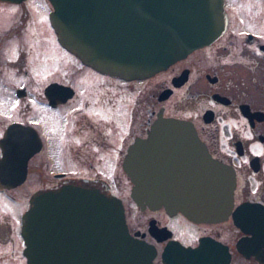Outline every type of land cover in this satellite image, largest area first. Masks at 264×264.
<instances>
[{
  "label": "flooded vegetation",
  "instance_id": "flooded-vegetation-1",
  "mask_svg": "<svg viewBox=\"0 0 264 264\" xmlns=\"http://www.w3.org/2000/svg\"><path fill=\"white\" fill-rule=\"evenodd\" d=\"M224 1L229 23L223 36L153 77L128 80L85 65L58 40L50 0H0V142L13 123L33 128L40 139L22 184L9 188L7 171L1 176L0 264H29L23 213L34 191L19 188L28 184L36 192L86 183L111 194L127 180L132 186L124 157L159 114L191 121L210 153L235 168L233 210L222 222H195L133 200L142 216L133 217L125 206L127 229L155 245L153 264H165L161 257L171 240L196 248L204 238L227 246L230 264H264V154L251 153L242 132L264 146V36L233 21ZM168 107L181 113L167 114ZM227 120L237 125L226 132L231 153L220 146L221 122ZM2 153L0 144V158ZM168 231V239L158 240Z\"/></svg>",
  "mask_w": 264,
  "mask_h": 264
},
{
  "label": "water",
  "instance_id": "water-1",
  "mask_svg": "<svg viewBox=\"0 0 264 264\" xmlns=\"http://www.w3.org/2000/svg\"><path fill=\"white\" fill-rule=\"evenodd\" d=\"M50 2L58 40L85 65L128 80L167 70L214 43L229 23L224 0ZM162 115L124 157L132 199L142 208H165L195 222L227 220L234 206L235 168L210 153L191 121ZM39 141L33 128L9 126L0 142V182L6 171L9 188L26 180L28 161L40 149ZM124 208L121 198L86 183L33 192L23 213L29 264H153L157 248L134 238ZM241 218L235 216L239 226ZM168 232L158 240L168 239ZM254 235L262 237L257 231ZM161 258L165 264L231 262L227 246L205 238L196 248L171 240Z\"/></svg>",
  "mask_w": 264,
  "mask_h": 264
},
{
  "label": "rangeland",
  "instance_id": "rangeland-1",
  "mask_svg": "<svg viewBox=\"0 0 264 264\" xmlns=\"http://www.w3.org/2000/svg\"><path fill=\"white\" fill-rule=\"evenodd\" d=\"M226 1H228L227 7L230 15L232 16L233 21L237 22V24L241 27L250 28L251 30H254L256 34H260L261 36H264V0H226ZM4 19H5V15L0 10V33H2V30L5 28L3 27ZM177 71L178 69H176V71H169V73L163 74L162 76L153 79L152 82L154 83L156 80L163 78L167 75L171 77L172 74H175ZM177 98H178L177 96L172 97V99H170L169 101V104L171 105L175 103ZM180 113L181 112L175 110V108L168 107L167 109V114L172 115V114H180ZM221 126L222 129L224 130L220 138L221 150L224 153H231L229 145L227 143L228 138L226 132L229 131V129L232 128L233 126H237V125L234 121L227 120L221 122ZM242 132H243V136L247 140L246 142L248 143L249 151L251 153L253 152V154L256 155H262V153L264 154V146L261 145L258 141H255L251 137V135H249L247 132H244V129ZM146 135L147 132L145 136ZM120 175L121 178L125 177L124 180H126V176H125L126 174L122 168L120 170ZM30 180H31V175H30ZM251 180L253 183L256 184L255 177H251ZM126 185L127 186L125 188L114 189L113 192L117 193L115 196L122 199L124 206H126V209H129L132 212L133 217H141L142 216L141 212L139 211V209L136 208L137 206L134 204L133 199L131 197L132 186H130L128 180ZM28 186H29L28 184H25L22 188H19L18 191L25 192L26 194L33 191L35 192L34 189H31ZM113 192L111 193L112 195H114Z\"/></svg>",
  "mask_w": 264,
  "mask_h": 264
}]
</instances>
